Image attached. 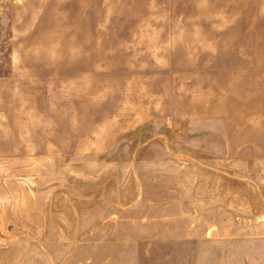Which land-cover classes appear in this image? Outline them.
<instances>
[{
    "label": "rangeland",
    "instance_id": "rangeland-1",
    "mask_svg": "<svg viewBox=\"0 0 264 264\" xmlns=\"http://www.w3.org/2000/svg\"><path fill=\"white\" fill-rule=\"evenodd\" d=\"M0 264H264V0H0Z\"/></svg>",
    "mask_w": 264,
    "mask_h": 264
}]
</instances>
